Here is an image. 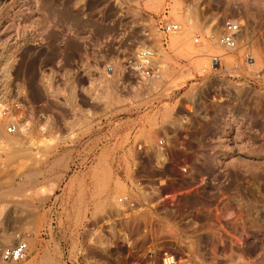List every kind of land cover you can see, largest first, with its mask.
<instances>
[{"label":"rangeland","instance_id":"374dc122","mask_svg":"<svg viewBox=\"0 0 264 264\" xmlns=\"http://www.w3.org/2000/svg\"><path fill=\"white\" fill-rule=\"evenodd\" d=\"M163 9L179 25L165 48L150 27ZM227 18L240 29L223 50ZM144 21L158 77L87 86L68 70L86 52L89 66L116 65L148 42ZM8 76L25 84L30 126L9 134L0 120V248L21 239L27 251L0 264H127L163 250L264 264V0H0V95ZM131 185L146 204L129 214L115 198Z\"/></svg>","mask_w":264,"mask_h":264},{"label":"built area","instance_id":"2783aa9c","mask_svg":"<svg viewBox=\"0 0 264 264\" xmlns=\"http://www.w3.org/2000/svg\"><path fill=\"white\" fill-rule=\"evenodd\" d=\"M165 8V7H164ZM166 9H163L161 15L153 19L150 24L152 29L158 33V45L160 47H166V37L168 34L173 33L179 29V25L176 21L165 16ZM142 26V35L148 40L147 43L138 45L134 49L126 52L120 56V59L116 65L111 60H102L100 64L92 61V65L89 66L90 57L82 55L78 62L72 69H68L73 74H78L86 80V85L89 86L91 83L101 78H109L110 76L117 75L120 71L136 76L138 79L148 81L159 76L161 70V61L158 58L157 49L158 46L151 41L150 28L147 21ZM57 27L53 26L50 30H55ZM240 29L239 20L233 18H227L222 22L220 32L214 38V43L221 47L223 50L232 48L237 39V35ZM75 33L74 28H69L60 37L69 36V32ZM83 47H87L89 39L94 35L92 30H85L79 32ZM40 39V38H37ZM194 43L201 41V34L194 33L191 37ZM244 59L247 63H253V57L250 52L244 53ZM220 57L218 54H212L208 57L207 67L209 70H218L220 68ZM58 63H55L57 66ZM44 76L47 73L43 71ZM49 73V72H48ZM47 73V76L49 75ZM53 76V75H52ZM3 91L0 95V120H2V129L4 132L12 134L17 131L23 130L24 132L29 130V117L27 116V92L23 81H9V76L6 77ZM45 79L48 77H44ZM50 79V78H48ZM60 79H63L60 77ZM159 142H161L159 140ZM163 163V162H162ZM187 164H182L180 170L182 172H189ZM139 184L138 181L135 182ZM116 203L119 205L121 211L132 214L135 210H141L145 206V201L138 197V192L134 190L131 185L128 189L118 194L115 198ZM27 245L26 241L21 239L16 240L11 244L3 245L0 248V261L2 262H15L26 256ZM141 260H131L127 264H193L187 256H178L171 251L163 250L158 259H154L150 256L149 251L142 253ZM76 260V259H75ZM69 263V261H66ZM75 262H83L82 260Z\"/></svg>","mask_w":264,"mask_h":264},{"label":"bare ground","instance_id":"6f19581e","mask_svg":"<svg viewBox=\"0 0 264 264\" xmlns=\"http://www.w3.org/2000/svg\"><path fill=\"white\" fill-rule=\"evenodd\" d=\"M176 32V31H175ZM175 32H173V33H175ZM175 39V38H174ZM103 239V238H102ZM99 240V239H98Z\"/></svg>","mask_w":264,"mask_h":264},{"label":"crops","instance_id":"0c3cea01","mask_svg":"<svg viewBox=\"0 0 264 264\" xmlns=\"http://www.w3.org/2000/svg\"><path fill=\"white\" fill-rule=\"evenodd\" d=\"M59 204H57V206H58ZM67 260V259H66Z\"/></svg>","mask_w":264,"mask_h":264}]
</instances>
